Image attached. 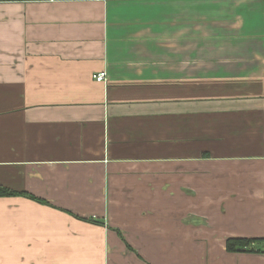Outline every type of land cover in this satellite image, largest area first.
Here are the masks:
<instances>
[{
    "label": "crops",
    "instance_id": "0c3cea01",
    "mask_svg": "<svg viewBox=\"0 0 264 264\" xmlns=\"http://www.w3.org/2000/svg\"><path fill=\"white\" fill-rule=\"evenodd\" d=\"M0 186V264H264V0H0Z\"/></svg>",
    "mask_w": 264,
    "mask_h": 264
},
{
    "label": "trees",
    "instance_id": "16d2710c",
    "mask_svg": "<svg viewBox=\"0 0 264 264\" xmlns=\"http://www.w3.org/2000/svg\"><path fill=\"white\" fill-rule=\"evenodd\" d=\"M22 195L29 197L32 200L40 203L47 204V202L36 198L33 195H27L25 193H17L13 190L0 186V197ZM262 245V249L255 248L253 245ZM227 251H246V252H264V238H228L225 243Z\"/></svg>",
    "mask_w": 264,
    "mask_h": 264
},
{
    "label": "built area",
    "instance_id": "2783aa9c",
    "mask_svg": "<svg viewBox=\"0 0 264 264\" xmlns=\"http://www.w3.org/2000/svg\"><path fill=\"white\" fill-rule=\"evenodd\" d=\"M106 77H107V74L106 72L103 70V71H100L96 74H93V78L95 79V81H98V82H103L106 80Z\"/></svg>",
    "mask_w": 264,
    "mask_h": 264
}]
</instances>
